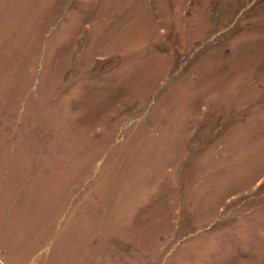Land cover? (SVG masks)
<instances>
[{
	"label": "rangeland",
	"instance_id": "obj_1",
	"mask_svg": "<svg viewBox=\"0 0 264 264\" xmlns=\"http://www.w3.org/2000/svg\"><path fill=\"white\" fill-rule=\"evenodd\" d=\"M0 264H264V0H0Z\"/></svg>",
	"mask_w": 264,
	"mask_h": 264
},
{
	"label": "crops",
	"instance_id": "obj_2",
	"mask_svg": "<svg viewBox=\"0 0 264 264\" xmlns=\"http://www.w3.org/2000/svg\"><path fill=\"white\" fill-rule=\"evenodd\" d=\"M40 159V157H38L37 156V158H36V162H34V165H36L37 164V161ZM41 161H44V159H40Z\"/></svg>",
	"mask_w": 264,
	"mask_h": 264
}]
</instances>
